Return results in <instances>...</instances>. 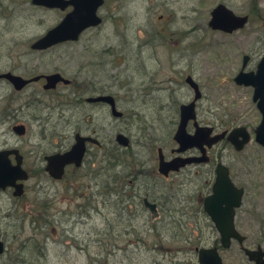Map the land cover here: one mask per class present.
Masks as SVG:
<instances>
[{"label":"rangeland","instance_id":"rangeland-1","mask_svg":"<svg viewBox=\"0 0 264 264\" xmlns=\"http://www.w3.org/2000/svg\"><path fill=\"white\" fill-rule=\"evenodd\" d=\"M217 4L249 15L248 24L232 34L213 31L208 22ZM64 14L31 0H0V74L30 79L59 73L71 84L44 91L34 82L16 90L1 79L0 150L22 144L9 130L19 122L29 131L25 152L31 171L43 168V152L67 151L74 134L93 135L103 150L91 149L80 168H70L59 183L43 175L33 178L29 202L60 208L59 244L44 251L34 241L25 244L33 232L47 228L15 213L3 217L14 210L0 208V232L9 249L0 264H198L196 249L219 244L198 203L211 194L219 163L244 189L236 219L247 237L243 246L264 248V148L249 145L239 154L223 149L219 157L213 152L210 165L189 167L167 180L156 173L155 161L157 147L172 146L179 109L193 97L170 77L187 73L201 86L199 123L257 124L250 89L237 87L232 78L245 56L253 69L262 55L264 0H104L100 23L77 41L31 49ZM103 94L112 98L120 117L104 102L89 103ZM146 203L155 206V214ZM73 241L84 251L69 248ZM221 255L223 264L247 262L236 241Z\"/></svg>","mask_w":264,"mask_h":264},{"label":"flooded vegetation","instance_id":"flooded-vegetation-1","mask_svg":"<svg viewBox=\"0 0 264 264\" xmlns=\"http://www.w3.org/2000/svg\"><path fill=\"white\" fill-rule=\"evenodd\" d=\"M69 10H71V9H67L65 14ZM247 16H248V22H249L250 17H249V15H247ZM259 18H261V17H259ZM259 22H260V28L262 29V32H260L259 35H260L261 48H262L261 50H262V54H263L264 53V15H262V18L259 19ZM234 32H237V31H234ZM248 60H249V58L247 57V60L246 61L244 60L242 66H241V69L239 71H243V72L255 71L257 63L253 69H249L247 67ZM236 75L232 78V82L237 87H245V88L250 89V93L248 92V96H249L250 101H251L250 102L251 103V105H250L251 109H253L252 114L256 113L257 116L260 117L258 119L257 124H256V122L253 124L238 123V124H235L233 126H227L226 124H221L219 127L215 128L210 123H206V122H204L203 124L199 123L198 118L196 116V111H197V103L203 98V92H202L201 86L199 85V83H197L193 79V77L191 75H189L187 73L182 74L180 78H178V77H170L169 78L172 83L177 84L179 86L188 87L190 89V91L192 92L193 97H192L190 102H194L193 110L195 113V118H194V120H190L187 122L186 127H185V132L187 135L195 136L198 129H201L204 131L202 134V137L204 138L205 142L201 146H192V147L185 149L182 152L178 151L180 148V144L176 141L175 136L177 134V131L179 130L180 114L182 113V111H181L182 106H181L179 109V121H178V124L174 130L173 137H172V142H171L172 146L170 148H166V149H164L162 147L156 148V152H157V158L155 160L157 162L156 163V173L162 179L167 180L171 176L180 174L184 169L187 170L189 167L194 166V167L199 168L200 166L210 165L211 164V158H212L211 154H213V152H216L217 156L219 157L220 156L219 151L223 150V149H228L230 151V153H233V154H239V153L243 152L244 149L246 147H248L249 145H256L257 144L260 147L264 148V145H262L259 141H257V135H256V128L261 123V120H262V114L258 108L259 99H257V101L254 100V87H247V86H243V85H238L235 82ZM1 79H5V78H0V80ZM34 82L37 85H40L44 91H49V90L54 91L57 88L62 87V86L68 88L71 85L70 82L69 83L59 82L56 84L55 88L47 89V88H45L46 81L44 78H40L38 81H31L26 85H30L31 83H34ZM102 96H107V95L103 94ZM98 102H103V101H89V103H98ZM104 103H106L111 108V112L113 115L120 117L121 114L116 115L114 113L113 109L116 108L114 102H104ZM189 126L193 127V130L191 132H188ZM207 129H210V130H209L208 134H205V132H207ZM9 130L16 137H18L19 139H22L21 140L22 144L18 145V146H8V147H4L3 149H1L0 153H2V154L4 153V155L0 156V162L5 163V164L9 165L10 167H14L19 162L20 168L25 172L26 178L22 179V180L16 179L15 181H12V183H9L10 179L4 180L5 182L4 181L0 182V208H13V210H14L13 212L5 213V215L3 217H8V216H11L13 213H15V214L22 217V221L29 222L30 224H33V223L36 224V222L42 221L41 225L45 226L47 228L48 232L44 231L40 227V229L37 230L36 233L33 232L34 233L33 235L26 238L27 243H25V244H29L30 242L34 241L36 244L38 243V247L44 251L46 249L47 245H49L51 243H53L54 245H57L60 243V241L57 240V238H58V235H57L58 234V226H57L56 221H55L56 215L60 214V208H48L47 204H45V203L36 208V206H34L33 204H31L29 202L30 187L34 186L33 184H35L33 181V178L35 176H39V175L42 176L43 175V176H47L51 182L59 183L66 177L67 171L70 168L73 171H76L80 168L81 164H83V162H84L85 157L87 156L89 151H91V149L93 151H102L103 146L96 139H94L93 135L87 136V135H83V134L81 135L80 134V136L89 137L90 139L94 140L95 142L89 141V140L85 141L84 142V154H83L80 165L77 167L73 163L71 165L66 166L64 169V173L62 175V178L56 179L52 175L50 170L47 169L48 163H49L48 157H50L51 155L56 154V153L62 154L65 151H62V152L58 151V152H53V153L43 152L41 155L43 168L41 167V168L36 169L35 171H31L27 165L28 156L26 155V152H25V151H27L26 150L27 147L25 146V144H26L25 137L29 133L27 127L25 126V124H23L21 122H19L18 124L12 123L9 127ZM234 131H236V132H234ZM243 134L248 136V142L243 145L242 149L238 150L237 146L240 145V143L242 142V140L244 138ZM76 135L77 134H74V136H73V144H72L73 146L77 144V140L75 138ZM50 138H51L50 144H55L52 140L53 137L50 136ZM41 139H42V137H41ZM43 139H46V137H43ZM117 140L120 144H123L124 146H127V144H128V142L125 139H123L124 142L121 141L119 138H117ZM208 142L210 143V146L207 145ZM72 145L70 146L69 149H71ZM182 161H185V162L180 164V162H182ZM202 163H204V164H202ZM175 165L177 166L176 169H174V170L169 169V167H172ZM219 165L224 166L228 170L230 180L232 181L234 186H236L237 188H240L235 184L230 169L228 167H226L225 165H223L222 163H219V164L215 165V169L213 171V177L214 178H213V182L211 183V186H210V192H212V186H213L215 179L217 177V171H218ZM160 170L163 173H161ZM4 184H6V185H4ZM243 195H244V193H243ZM205 198L206 197H203V198H201V200L198 199V203L200 204V207L203 209H204ZM146 206L150 207V210L153 214L156 213L155 206H154V209L151 208V206H153V205H148L146 203ZM239 209L240 208L235 209V216H234V225H235V228L237 231H239V230L237 229V226H236V219H237V213H238ZM204 212H205V210H204ZM42 214H45L43 216L47 217V219H45V217L43 219H40ZM117 214L119 215L118 217H120L122 215L119 212H117ZM206 215L208 216L207 213H206ZM1 218H2V216H1ZM209 219H210V217H209ZM46 221H47V224L45 223ZM210 221L213 224L211 219H210ZM213 226H214V224H213ZM217 236H218V240H219L220 234L218 232H217ZM243 236L245 238L243 243H239L236 240H232L231 244L228 248H222L221 245H219V244H218V246H216L217 253L221 258L222 264L224 263V260H223V257L221 255V251L222 250H228L231 247L232 242H235V241L237 242V244L240 248V251H242L245 255V258L247 260L246 264H257V263L261 264V262L264 260V256H259L257 254H253L255 259L251 260L250 254H247L245 249H248L252 252H256L259 247L261 248V250H264L263 246H261L260 244H257V245H252V246H249L248 248H245L243 245H244V242L246 241L247 237L245 235H243ZM40 238L42 240V243H41V240H38ZM0 245H1L0 257H1L6 253L7 250H9L8 245H7V241L1 232H0ZM78 245L79 244L77 242L73 241V246L69 247V245H68L66 247H69L71 249L76 247L77 249H80V251H84L83 247H80ZM126 247L122 248L123 251H126V250H124V249H126ZM195 251L198 252L199 250L196 249ZM198 254L199 253H197V259H198Z\"/></svg>","mask_w":264,"mask_h":264},{"label":"water","instance_id":"water-1","mask_svg":"<svg viewBox=\"0 0 264 264\" xmlns=\"http://www.w3.org/2000/svg\"><path fill=\"white\" fill-rule=\"evenodd\" d=\"M31 3L36 6L60 9L61 11H65L69 7L72 8L58 25L31 45L32 49L42 50L59 43L76 41L82 31L97 26L100 23V19L96 13L98 8L103 4V0H32ZM247 22V16H237L225 5L218 4L210 13L208 26L215 31L232 33L233 31L242 29ZM244 60L246 61L247 57ZM0 78H6L16 90H20L29 82L38 81L40 78L45 79V88L47 89L55 88L59 82L69 83L59 73L37 75L30 79H23L11 73H5L0 74ZM235 82L238 85L254 87V100L259 99L258 108L262 114L261 123L256 128L257 141L264 145V54L259 60L255 71L248 73L240 71L235 77ZM89 101L113 102L109 96H101ZM193 106L194 102H191L183 105L181 108L179 130L175 136L176 141L180 144L179 152L192 146H201L205 142L202 137L203 130L198 129L195 136L187 135L185 132L187 122L195 118ZM113 110L116 115H120L115 109ZM209 130L207 129L205 134H208ZM243 136L242 142L237 146L238 150L242 149L243 145L248 142V136L245 134ZM75 138L77 144L72 145L69 151L62 154L56 153L48 157L49 163L47 169L50 170L56 179L62 178L66 166L74 163L78 167L84 154V142L87 140L94 141L89 137L80 136V134H77ZM118 138L124 142L122 137L119 136ZM207 145L210 146V143L208 142ZM0 154V156L4 155V153ZM183 162L185 161L180 162V164ZM176 165L169 167V169H176ZM160 172L163 173L161 170ZM25 178V172L20 168L19 162L14 167L0 162V182L10 179L9 183H12L16 179L22 180ZM243 193V188H237L230 180L228 170L224 166L219 165L217 177L212 186V193L204 200V210L212 220L216 231L220 234L218 243L222 248H228L232 240L243 243L245 239L236 230L234 225L235 209L241 206ZM151 208L154 209V206H151ZM245 250L247 254H250L251 260L255 259L253 254L264 256V250H261L260 247L256 252L248 249ZM198 253V264H222L216 246L199 249ZM261 264H264V260Z\"/></svg>","mask_w":264,"mask_h":264}]
</instances>
